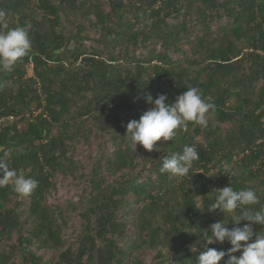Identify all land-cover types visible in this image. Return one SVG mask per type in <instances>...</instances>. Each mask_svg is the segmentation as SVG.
Segmentation results:
<instances>
[{
    "label": "trees",
    "instance_id": "obj_1",
    "mask_svg": "<svg viewBox=\"0 0 264 264\" xmlns=\"http://www.w3.org/2000/svg\"><path fill=\"white\" fill-rule=\"evenodd\" d=\"M0 11V30L26 27L32 44L0 70V158L37 181L27 196L0 187V264H195L202 228L235 226L207 210L213 188H253L250 207L264 204V0H0ZM190 87L215 104L207 127L176 129L159 152L130 148L145 94L170 103ZM185 144L200 156L189 176L161 173Z\"/></svg>",
    "mask_w": 264,
    "mask_h": 264
},
{
    "label": "clouds",
    "instance_id": "obj_2",
    "mask_svg": "<svg viewBox=\"0 0 264 264\" xmlns=\"http://www.w3.org/2000/svg\"><path fill=\"white\" fill-rule=\"evenodd\" d=\"M4 18L5 13L0 11V29L6 27ZM147 23L150 25L151 21ZM31 50L26 27L0 30V70H11ZM144 99L151 107L143 111L139 119L127 122L124 135L129 147L135 151L141 145L145 150L155 149L159 152L161 148L157 142L161 138L173 141L176 129L186 130L190 122L206 128L209 117L215 112V104L203 99L197 87L187 88L170 103L166 94H158L154 98L147 93ZM199 158L196 146L185 144L182 152L163 156L159 170L184 178L189 176L194 162ZM8 185L20 196H27L37 187V181L23 170L10 168L5 159L0 158V187ZM213 189L216 190L209 192L213 202L207 210L212 212L219 209L224 214H232L231 221L235 226L229 228L223 221H218L210 224L208 229L202 228L203 231L197 235L199 246L191 245L193 252L203 249L196 256L195 264H220L221 261L223 264H264V232L255 230L256 225L264 226V204L258 210L250 207L260 203L257 190L245 188L237 191L232 186ZM226 241L230 245L227 249L210 247L214 243L223 244ZM237 252L239 255L235 254Z\"/></svg>",
    "mask_w": 264,
    "mask_h": 264
},
{
    "label": "rangeland",
    "instance_id": "obj_3",
    "mask_svg": "<svg viewBox=\"0 0 264 264\" xmlns=\"http://www.w3.org/2000/svg\"><path fill=\"white\" fill-rule=\"evenodd\" d=\"M28 72H29V71H27V74H29Z\"/></svg>",
    "mask_w": 264,
    "mask_h": 264
},
{
    "label": "built area",
    "instance_id": "obj_4",
    "mask_svg": "<svg viewBox=\"0 0 264 264\" xmlns=\"http://www.w3.org/2000/svg\"><path fill=\"white\" fill-rule=\"evenodd\" d=\"M239 157V156H238Z\"/></svg>",
    "mask_w": 264,
    "mask_h": 264
}]
</instances>
